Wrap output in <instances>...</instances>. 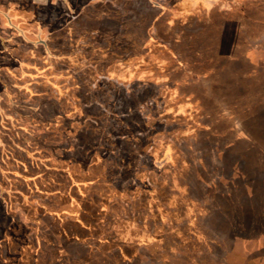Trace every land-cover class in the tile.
Segmentation results:
<instances>
[{
	"label": "rangeland",
	"instance_id": "obj_1",
	"mask_svg": "<svg viewBox=\"0 0 264 264\" xmlns=\"http://www.w3.org/2000/svg\"><path fill=\"white\" fill-rule=\"evenodd\" d=\"M218 4L225 11L209 0H0V182L19 172L7 154L35 159L32 174L60 156L55 167L92 182L93 239L55 264H249L258 244L244 239L264 237V0ZM218 33L237 58L222 68L205 46ZM173 49L194 84L176 88L186 75ZM16 65L13 75L32 66L43 82L33 105L3 70ZM47 251L22 264H51Z\"/></svg>",
	"mask_w": 264,
	"mask_h": 264
},
{
	"label": "crops",
	"instance_id": "obj_2",
	"mask_svg": "<svg viewBox=\"0 0 264 264\" xmlns=\"http://www.w3.org/2000/svg\"><path fill=\"white\" fill-rule=\"evenodd\" d=\"M209 1L213 3L212 9L218 7L221 13L222 11H225L226 6L222 4L223 7H221L218 4L219 1L221 2L222 0ZM225 14L228 15L229 12H226ZM232 15L234 14L232 13ZM230 20L231 18L229 21ZM224 40V33H218L217 36L215 35V40L213 42L215 46L218 44L223 47V43L225 42L226 44V41ZM229 58L230 57L228 56V59ZM230 59L233 60L237 58L231 57ZM250 63L255 69L257 66L261 67L256 61L250 60ZM177 66L184 71V75L186 76L183 81L175 83L176 88L183 84H194L197 82V77L199 76L194 74L185 63H180ZM21 68L22 66L16 65L15 67L12 66L1 69L5 70V73L7 72V76L15 77L12 79L13 88L16 91L25 92L27 101L24 102H31V105H33V102L31 101L33 100L32 88L34 85H42L43 82L42 80L38 81L33 78L34 67L32 66H24V72L13 75ZM23 73L26 74L23 75ZM204 74V76H208V72L207 74ZM6 84L9 83L6 82ZM6 87L8 88L7 85ZM181 95L182 94H179V96ZM176 96H178V94ZM10 99V97L7 98V101H10ZM187 100L191 101L192 97H187ZM31 105L28 107L36 110L35 107H32ZM20 149L26 152L25 148L20 147ZM61 158L62 157L60 156H56L54 159L51 157L45 159L40 158V162H37V164L41 170L32 174L29 172L28 167L35 164V159L31 156L26 155L25 160L19 161H17L16 158H13L10 154L4 156L5 162L2 161V164L6 165V160H8L10 164L14 163L16 167L19 165L20 168L18 171L20 174L16 171L1 172L3 178L2 182H0V204L2 206L9 205V208L5 209H7V215L11 218L13 223L11 226L12 231L7 232V234L3 235L0 240L1 264H12L11 262L22 264L27 263V261L34 263L46 256L44 254L48 252L47 248H51L54 252L49 258H46L51 264L69 258L71 253L73 255L69 260L74 261L77 252L74 253V251L71 252L68 250L67 245H74L76 243L77 245H87L93 239L91 236L94 235V226L89 222L90 213L86 210L85 206L90 203V201L87 202L88 191H86V188L92 185V182H88L84 179H79L78 181L77 177L75 175L72 176L69 171H65L64 168L61 170L55 167L54 164L58 165L59 161H62L61 165L65 163V160L63 161V158ZM57 178L68 179V187L66 189L58 187L60 183L57 182ZM18 180L23 182V188L21 189L15 187L16 181ZM44 182L50 184L55 183L56 187L52 185L53 188L43 187L42 183ZM4 196H8L9 199L12 197V201L9 199L5 200ZM61 209L65 210V213L67 214L66 216L59 213ZM22 214H24L25 217ZM16 215L18 219L14 220V216ZM48 217H52L57 221L55 224V232L54 229L51 228V225L48 224ZM26 218H30L33 221H29ZM27 221L29 222L27 223ZM16 229H19L21 234H23L21 230H27V233L23 234L26 237L24 240L22 236L18 238ZM33 234L35 235L32 237ZM244 240H247V243L251 240H255L257 241L256 244H258L256 245V249L252 251L253 253L251 252V259L249 258V261L246 260V262L249 264H252V262L253 264H264V237H259L257 239H251L249 237ZM234 246L235 245L233 244L228 249L229 251H232L231 253L234 252ZM81 260H83V258H81Z\"/></svg>",
	"mask_w": 264,
	"mask_h": 264
},
{
	"label": "trees",
	"instance_id": "obj_3",
	"mask_svg": "<svg viewBox=\"0 0 264 264\" xmlns=\"http://www.w3.org/2000/svg\"><path fill=\"white\" fill-rule=\"evenodd\" d=\"M216 12H219V10H216ZM230 14V13H229ZM144 19H145V21L147 20L146 18H143V20H141V19H139L138 20V23L139 24H142L143 22H144ZM194 32L195 33H193L192 35L190 34V36H192V37H194V36H196L197 37V39H195L193 42H196V43H198V41L200 40L198 37H201L200 36V34L202 33V32H200V31H198V30H194ZM205 38H206V45L205 46H207V50H210L211 51V53L213 54V56L214 57H217V58H221V60H220V62H223V63H221V65H220V68H222L225 64V58H226V56H227V58H228V56H230L229 55V53H228V51L226 50V45H223V47L222 46H215V44L212 42V40H209L208 38H207V36H205ZM180 39H177V41H179ZM210 51H208V52H210ZM173 53H171V59H172V61L174 62L175 61V64H177L178 63V65L180 64V63H187V62H189L188 60H186L185 58H183V57H181L180 56V52H178V51H176V50H174L173 49V51H172ZM198 54H200V52L198 53ZM209 56H211L212 57V55H209ZM225 57V58H224ZM210 59V58H209ZM214 58L212 57V60H213ZM177 62V63H176ZM219 66V65H218ZM191 70V69H190ZM194 74H198L197 73V71L195 70V69H192L191 70ZM149 128V127H148Z\"/></svg>",
	"mask_w": 264,
	"mask_h": 264
}]
</instances>
